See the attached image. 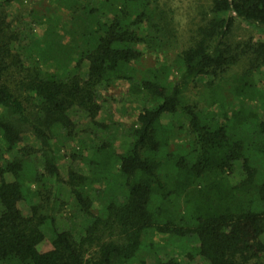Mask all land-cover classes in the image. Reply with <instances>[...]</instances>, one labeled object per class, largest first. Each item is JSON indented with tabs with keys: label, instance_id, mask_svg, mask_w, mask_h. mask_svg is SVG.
Masks as SVG:
<instances>
[{
	"label": "trees",
	"instance_id": "trees-1",
	"mask_svg": "<svg viewBox=\"0 0 264 264\" xmlns=\"http://www.w3.org/2000/svg\"><path fill=\"white\" fill-rule=\"evenodd\" d=\"M66 5L72 13L96 20L76 63L77 72L67 77L45 70L37 61L26 63L18 50L20 34L6 11L0 10V107L6 112L0 114V135L6 147L14 149L23 131H30L40 146H25L23 153L27 158L39 155L42 161V171L35 174L30 162L17 157L0 167V264H127L140 250L148 230L195 235L200 254L210 264H248L253 258L261 259L264 177L258 180L249 150L264 154V119L240 108L230 116L225 113L227 122H222L214 112L204 115L185 104L183 94L192 81L218 75L237 61L227 37L237 18L264 29V0H213L216 16L198 30L194 44L178 55L176 68L162 64L149 69L143 78H138L132 63L143 54L137 45L152 42L148 28L157 27L152 0H104L97 5L89 0H67ZM254 52L256 61L264 63V39ZM83 63H87L86 78L80 74ZM116 80L128 81L130 91L142 95L146 106L124 151L119 152L115 139L108 136L93 144L87 157L89 174L73 166L68 170L65 181L80 211L91 220L84 233L58 228L52 211L42 212L45 206L55 209L58 199L52 200L50 194L32 205L30 215H24L18 205L30 199L29 175L37 182L62 180L52 142L54 127L74 137L76 123L71 112L78 108L94 125L106 128L98 120V88ZM251 90L246 74L235 78L237 95H252ZM168 114L186 117L193 134L190 153L168 151L175 133L172 124L164 121ZM245 126H251L250 143L240 131ZM256 133L262 136L259 141L254 138ZM237 161L242 162L244 177L234 184L228 175ZM95 183L117 189L103 215L92 212ZM175 197L184 199L191 225H179L171 217L166 205ZM47 221L54 231L52 247L41 251L38 246L45 240ZM158 264L181 262L167 258Z\"/></svg>",
	"mask_w": 264,
	"mask_h": 264
},
{
	"label": "rangeland",
	"instance_id": "rangeland-1",
	"mask_svg": "<svg viewBox=\"0 0 264 264\" xmlns=\"http://www.w3.org/2000/svg\"><path fill=\"white\" fill-rule=\"evenodd\" d=\"M89 1L97 5L104 0ZM66 2L67 0L64 3L61 0H11L8 4L1 5L5 0H0V10L6 11L12 27L20 34L18 50L26 63L37 61L45 70L64 77L77 72L76 63L81 51L86 48L89 35L96 28L95 18L84 13H72L67 9ZM152 2V7L156 10L153 23L157 27L148 28V33L153 36L149 45L146 43L137 45L143 52L142 56L132 63L138 70V78L147 76L149 69L162 64L176 68L174 64L178 55L194 44L198 38V30L216 16L212 9L213 0H152ZM106 15L110 17L109 13ZM263 39L264 29L237 18L227 37V43L231 45L237 61L218 75L207 74L192 81L184 91V103L194 106L204 115L214 112L222 122H227L225 113L230 116L233 111L240 108L257 112L264 119V63L256 61L254 52L256 44ZM82 66L80 74L82 78H86L87 63H83ZM245 74L248 76L252 95H237L234 92L235 78ZM129 87L130 83L126 80H116L112 84L99 86L101 110L98 120L106 124V128L94 125L88 114L78 108L71 112L76 123L74 137H68L60 126L54 127L52 142L58 156L62 180L56 183L48 178L45 183L37 182L35 177L29 175L26 182L31 188L30 199L21 201L18 205L24 215H30L32 205L43 202L45 196L50 194L52 200L55 196L58 199L55 209H46L45 206L42 212L52 211L58 228L72 229L76 235L84 233L91 220L80 211L65 181L68 170L73 166L89 174L91 166L87 157L93 152L91 148L93 144L108 136L115 139L119 152L124 151L129 142L128 135L138 126V116L146 106L144 97L132 93ZM31 105L32 102L29 108ZM0 114L6 115L2 107ZM164 118L166 123L172 124L175 132L171 137L168 151L190 153L193 134L186 117L181 114H168ZM250 127L240 128L242 136L249 143L252 135ZM254 138L259 141L262 136L256 133ZM25 146L36 148L40 146L39 140L28 130L23 131L22 141L14 149L6 147L0 135V167H5L9 161L17 157L30 162L34 174L41 172L42 161L39 155L25 157L23 153ZM249 156L251 163L259 172L260 181L264 177V154L251 148ZM243 177L242 162L237 161L228 178L230 182L236 184ZM7 178L11 179V176L7 175ZM91 188L94 200L92 212L94 215H103L105 205L115 197L117 189L102 183L92 184ZM155 204H160L157 196ZM51 205L52 202L49 203V206ZM166 206L171 212V217L179 225L192 224L186 217V205L182 197L173 198ZM43 231L45 240L38 248L46 251L52 247L54 236L53 227L48 221L43 225ZM167 258H174L181 264H210L200 254L199 241L195 235L180 236L155 230H148L143 234L140 250L127 264H158ZM248 264H264V256L261 259L253 258Z\"/></svg>",
	"mask_w": 264,
	"mask_h": 264
}]
</instances>
